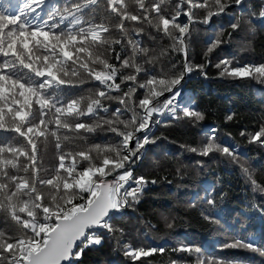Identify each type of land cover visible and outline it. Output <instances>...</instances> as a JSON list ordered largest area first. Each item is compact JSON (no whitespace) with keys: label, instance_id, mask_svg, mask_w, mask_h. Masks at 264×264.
I'll list each match as a JSON object with an SVG mask.
<instances>
[{"label":"snow or ice","instance_id":"snow-or-ice-1","mask_svg":"<svg viewBox=\"0 0 264 264\" xmlns=\"http://www.w3.org/2000/svg\"><path fill=\"white\" fill-rule=\"evenodd\" d=\"M166 2L171 0H133L130 8L128 0H19L14 11L0 3V130L14 134L0 138V213L5 223L10 220L17 228L15 232L0 228V264H71L84 248L101 244L105 232L123 234L112 221L139 203L145 188L157 182L134 175L145 146L156 140L152 126L159 121L153 115L167 112L174 120L193 124L205 119L191 100L180 102L184 83L194 72L206 76L213 52L226 41L211 38L204 63L194 64L188 53L190 26L208 25L213 17L229 15L233 5H248V0H176L172 13L165 11ZM101 4L109 17L98 22ZM181 14L185 20H180ZM230 15L229 27L241 29L237 14ZM248 15L264 22V0L258 11L248 5ZM112 17L115 25L110 23ZM245 24L254 34L251 19ZM156 34L170 41L159 54L144 43L157 40ZM112 52L119 66L111 62ZM169 52L183 57L177 69L169 55L171 68L176 69L171 75L156 68L159 55ZM212 66L220 77L264 84V61L232 57ZM84 84L92 88L86 90ZM139 89L144 91L138 96ZM109 102L117 106L112 108ZM97 133H112L119 139L114 144L94 139L89 143ZM240 135L264 147V123ZM205 136L202 144L186 151L228 158L240 168L253 194L264 196V184L244 165L238 146L218 143L214 130ZM17 138L22 143H14ZM49 138L55 141L58 164L42 177L37 142ZM76 140L81 143L67 147ZM196 163L202 166L204 161ZM202 200L213 209L217 205L211 189ZM162 218L168 228L173 227L169 217L162 214ZM204 218L218 223L212 211ZM116 242L129 264L165 251L164 246ZM223 247L264 257V245L254 238L236 235ZM173 251L188 253L191 264H246L236 257H208L195 245L179 244Z\"/></svg>","mask_w":264,"mask_h":264},{"label":"trees","instance_id":"trees-1","mask_svg":"<svg viewBox=\"0 0 264 264\" xmlns=\"http://www.w3.org/2000/svg\"><path fill=\"white\" fill-rule=\"evenodd\" d=\"M10 2L12 7L9 6V0H0L5 10L14 11L19 0ZM128 2L132 8L133 0ZM259 2L260 0H248V5L252 6V10L258 11ZM248 5H233L228 10L229 15L213 17L212 23L208 25L196 23L190 26L188 53L194 64L204 63L203 54L211 38L219 36L226 41L213 52L212 64L205 68L207 75L194 72L184 83L182 103L191 100L197 109L205 113V119L193 124L186 119L174 120L167 112L153 115V120L159 121L152 126L155 143L145 146L147 152L136 162L134 171L137 176L142 175L157 182L145 188L139 203L133 208L125 209L123 215H118L112 221L114 226L123 230V234L116 232L110 235L105 232L101 244L84 248L83 254L78 258L74 257L71 264H129L122 254L121 246L116 242L117 239L130 242L133 246H164L163 253L157 252L144 257L135 264H171L172 261L191 264L192 257L188 253L173 251L179 244L200 246L208 257H236L243 259L246 264H264V257L258 253L223 247L225 242L231 241L236 235L254 238L258 244L264 245V196L253 194L240 168L228 158L219 153L200 157L186 151L188 146L202 144L207 138L205 133L214 130L218 143L229 147L238 146L244 165L254 173L258 183L264 184V147L258 143H249L246 136L240 135L241 131H255L264 123V84L251 79L220 77L218 69L212 66L219 60L232 57L241 61H264V22L249 17ZM175 6L176 0H171L170 3L166 2L164 9L172 13L176 10ZM231 13L237 14L241 29L234 31L229 27L232 22ZM96 16L98 22L109 17L103 4L97 9ZM185 19L181 14L180 20ZM249 19L255 27L254 34L245 24ZM110 23L115 25L117 20L112 17ZM125 24L128 26L129 22ZM112 35L117 36L118 33L114 31ZM156 35L157 40L145 39L144 43L159 54L161 49L169 46L170 41L168 38L160 39L161 34ZM114 47L116 51L120 50L119 45ZM109 55L112 57L111 62L119 66L114 59L115 52ZM169 55L178 69L182 54L170 52L159 55L156 68L171 75L176 69L171 68ZM140 62L141 58H138L137 63ZM82 87L87 90L92 85L84 84ZM143 91L139 89L137 95H141ZM109 103L112 108L117 106L114 102ZM232 113H235L234 119L226 121L225 117ZM12 135L14 134L0 130V138ZM93 139L96 142L108 140L114 144L119 138L112 133H97L88 142L91 143ZM14 143H22V138H17ZM37 143L40 175L46 177L58 164V151L52 138L46 143ZM80 143L78 140L72 141L67 147L72 148ZM199 160L204 161L202 166L196 163ZM210 189L217 198L214 209L202 200ZM253 204L255 207H250ZM209 211L217 217L218 223L204 218ZM162 214L169 217L173 223L172 228L166 226ZM0 228L10 232L17 230L14 222H4L2 213ZM213 247L215 252L212 251Z\"/></svg>","mask_w":264,"mask_h":264},{"label":"rangeland","instance_id":"rangeland-1","mask_svg":"<svg viewBox=\"0 0 264 264\" xmlns=\"http://www.w3.org/2000/svg\"><path fill=\"white\" fill-rule=\"evenodd\" d=\"M147 152V147H145V152H144V154ZM144 156V155H143ZM143 158V157H142ZM209 247H210V245H209ZM212 251L213 252H215V248L213 247V249H212Z\"/></svg>","mask_w":264,"mask_h":264},{"label":"water","instance_id":"water-1","mask_svg":"<svg viewBox=\"0 0 264 264\" xmlns=\"http://www.w3.org/2000/svg\"><path fill=\"white\" fill-rule=\"evenodd\" d=\"M167 95H168V94L166 93L165 96L160 97V100L165 99V97H166ZM78 243H79V242H78Z\"/></svg>","mask_w":264,"mask_h":264}]
</instances>
